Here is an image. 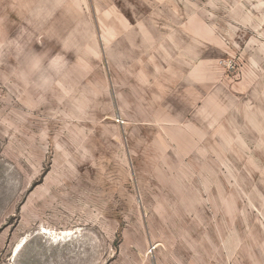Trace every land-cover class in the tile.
Returning <instances> with one entry per match:
<instances>
[{
  "label": "rangeland",
  "instance_id": "rangeland-1",
  "mask_svg": "<svg viewBox=\"0 0 264 264\" xmlns=\"http://www.w3.org/2000/svg\"><path fill=\"white\" fill-rule=\"evenodd\" d=\"M0 264H264V0H0Z\"/></svg>",
  "mask_w": 264,
  "mask_h": 264
}]
</instances>
